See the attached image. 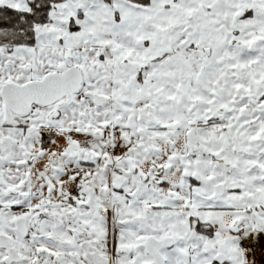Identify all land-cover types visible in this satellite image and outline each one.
Segmentation results:
<instances>
[{"label":"snow or ice","instance_id":"obj_1","mask_svg":"<svg viewBox=\"0 0 264 264\" xmlns=\"http://www.w3.org/2000/svg\"><path fill=\"white\" fill-rule=\"evenodd\" d=\"M0 264H264V0H0Z\"/></svg>","mask_w":264,"mask_h":264}]
</instances>
